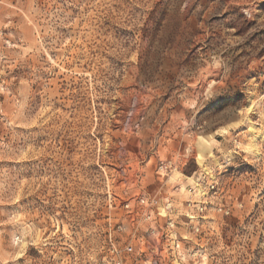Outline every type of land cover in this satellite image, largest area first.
Returning a JSON list of instances; mask_svg holds the SVG:
<instances>
[{"label":"rangeland","instance_id":"rangeland-1","mask_svg":"<svg viewBox=\"0 0 264 264\" xmlns=\"http://www.w3.org/2000/svg\"><path fill=\"white\" fill-rule=\"evenodd\" d=\"M0 264H264V0H0Z\"/></svg>","mask_w":264,"mask_h":264}]
</instances>
